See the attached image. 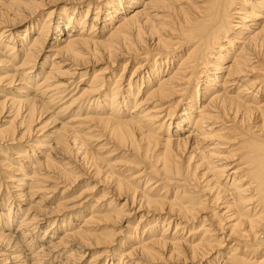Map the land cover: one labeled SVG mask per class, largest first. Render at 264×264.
<instances>
[{"label": "bare ground", "instance_id": "bare-ground-1", "mask_svg": "<svg viewBox=\"0 0 264 264\" xmlns=\"http://www.w3.org/2000/svg\"><path fill=\"white\" fill-rule=\"evenodd\" d=\"M0 264H264V0H0Z\"/></svg>", "mask_w": 264, "mask_h": 264}]
</instances>
